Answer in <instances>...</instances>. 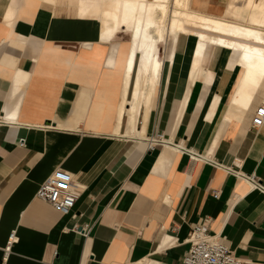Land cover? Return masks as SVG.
I'll use <instances>...</instances> for the list:
<instances>
[{
	"label": "crops",
	"instance_id": "0c3cea01",
	"mask_svg": "<svg viewBox=\"0 0 264 264\" xmlns=\"http://www.w3.org/2000/svg\"><path fill=\"white\" fill-rule=\"evenodd\" d=\"M15 1L0 0V260L14 232L8 264H182L209 221L245 264H264V194L226 170L264 186V125H251L264 75L244 77L221 46L195 66L197 40L169 35L147 116L154 63L141 74L137 51L129 69L130 32L103 40L76 0ZM242 4L189 2L216 17ZM146 116L147 137L128 134ZM56 170L79 194L68 214L37 197Z\"/></svg>",
	"mask_w": 264,
	"mask_h": 264
},
{
	"label": "bare ground",
	"instance_id": "6f19581e",
	"mask_svg": "<svg viewBox=\"0 0 264 264\" xmlns=\"http://www.w3.org/2000/svg\"><path fill=\"white\" fill-rule=\"evenodd\" d=\"M76 2L75 11L80 17L98 19L103 40H110L118 31L131 33L132 52L129 69L137 51L142 53L141 74L152 62L154 63L146 102L147 116L162 63L159 58L160 44L166 45L169 35L178 36L183 33L197 40L195 66L202 62L210 48L221 46L233 50L238 55V60L245 70L244 77L264 75V0H244L242 5L232 6V9L227 11L229 14L220 17L192 10L189 6L190 0H76ZM11 3L14 4L16 1ZM60 3L62 5L61 0ZM14 10L12 9L10 14ZM143 87L142 84L136 87L131 115L139 109L140 97L145 92ZM147 116L142 130L136 129L132 133L130 128L128 134L146 138Z\"/></svg>",
	"mask_w": 264,
	"mask_h": 264
},
{
	"label": "built area",
	"instance_id": "2783aa9c",
	"mask_svg": "<svg viewBox=\"0 0 264 264\" xmlns=\"http://www.w3.org/2000/svg\"><path fill=\"white\" fill-rule=\"evenodd\" d=\"M251 125L253 128H260L264 125V103L256 107ZM178 149L185 151L181 147H178ZM193 158L205 159L198 155H194ZM226 170L229 173L235 174L238 178L247 180L253 189L264 194V186L257 178L247 176L241 170L232 167H228ZM213 195L218 197L219 193L214 192ZM78 196V192L73 188L72 178L62 170H56L41 184L37 191L38 198L50 203L55 209L64 214L71 212ZM14 238L15 234L13 232L5 248L4 255L0 260V264H8V257ZM189 241L190 248L182 264H245L241 258L234 254L223 237L211 233L209 221L193 226L189 234Z\"/></svg>",
	"mask_w": 264,
	"mask_h": 264
},
{
	"label": "rangeland",
	"instance_id": "374dc122",
	"mask_svg": "<svg viewBox=\"0 0 264 264\" xmlns=\"http://www.w3.org/2000/svg\"><path fill=\"white\" fill-rule=\"evenodd\" d=\"M190 2H192V0H190ZM244 2V0H238L239 4H242Z\"/></svg>",
	"mask_w": 264,
	"mask_h": 264
}]
</instances>
